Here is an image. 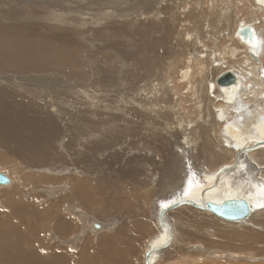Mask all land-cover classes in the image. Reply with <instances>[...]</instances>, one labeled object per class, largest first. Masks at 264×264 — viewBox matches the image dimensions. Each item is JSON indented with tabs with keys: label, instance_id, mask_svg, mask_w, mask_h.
<instances>
[{
	"label": "bare ground",
	"instance_id": "1",
	"mask_svg": "<svg viewBox=\"0 0 264 264\" xmlns=\"http://www.w3.org/2000/svg\"><path fill=\"white\" fill-rule=\"evenodd\" d=\"M84 1L87 3L86 0ZM94 1L93 4H95ZM152 1L157 3L159 0ZM189 1L194 3L193 5L195 8L192 7L193 12L199 10L200 13L206 11L207 4V8H213L214 5L211 3H215V0ZM46 2H49V5H45L44 3ZM242 2L253 4L259 11V14H264V0H242ZM242 2L239 3L237 1L238 9H241L240 6L243 5ZM77 3L75 0H0V168L2 169V166L8 168V165L11 163L10 158H17L19 161L18 168L20 170L19 179L22 184H30L35 187V204L29 200L22 201L21 198H17V201L14 202L9 198L6 200V211L0 212V264H135L136 261L132 262L131 254L128 255L124 245L130 247L131 244L135 249L142 244V234H145L150 228V221L148 222L146 217L148 210H150L149 207H152L153 213H155L159 233L155 234L156 238L152 239L150 246L148 244L143 262L147 264V254L150 253L149 262L154 264L158 252L166 249L176 240L175 230L170 222L169 213L171 214L173 211H178L186 207L205 211L215 216L210 211L204 210L205 203H221L230 198H246L250 203L252 212L250 217L237 222L223 220L227 223L241 226L235 227L233 230L222 232L223 235H225L226 238L232 239H247L248 235H251V239L256 235H258L257 238H262L261 234L263 233H255L254 229L258 230L259 226H262V229L264 228V176L260 175L264 170V161L258 163L259 168L256 167L257 163L253 161L256 160V154L264 153V24L262 22L264 17L259 18L252 14L251 20H243V23L238 25L233 31V35L230 36V38H233V41L237 42H233L228 48H225L226 55L232 54L234 56L236 53H243L245 56L243 62L239 65V67L243 68L240 72L241 76L237 73L238 71L236 72V70L233 69H228L220 73V75H222L227 71H232L236 75L237 83L231 86L220 87L217 84V80L220 77L219 72H217L219 76H216L212 83L208 85V91H205L209 100L211 98L213 101L221 104V106H218L220 108L216 110L217 112L215 115V120L218 123L217 125L221 126L218 134L220 142L215 148V150L217 149L216 151L207 154L209 161L205 159L206 164L208 162L211 166L213 165L212 167L209 166L211 169L201 168L197 166L198 164L193 165V158H190L186 166L182 165L180 162V170L178 172L176 170L174 173L171 171L173 174L170 172L171 174H169L168 179L166 177L162 178L158 174L146 178L142 171L144 168L136 166V162H138L137 157L140 154L152 152L156 149V146L151 144L152 142L147 140L143 133L152 136L155 135L158 130L169 132L171 131L169 128L173 130V127H171L172 123L169 121L168 122L171 124L170 126L168 124L169 128L166 127V125L163 127V124L161 125L160 123L151 130L148 126L149 124L146 125L145 121L148 123L149 119L152 120L151 116L156 113L154 112L156 108L154 106L155 104L153 105L152 102L148 101L147 103L140 104L133 100V103L137 104L135 105L137 117H139V119L143 118L144 122L140 121L141 123L134 126L131 132H138L140 141L143 145L142 147L125 148L127 146L124 140L111 152L102 150L101 148H104V145L97 147L79 144V147H76L73 144L76 139L72 138L67 133L69 129L68 125H71L72 121L76 119L77 116L79 119V114L84 113L83 110H87L86 106L85 109L82 108L80 97H84L85 100L87 99L85 95L87 97L88 95L87 92L84 91L85 89L83 86L85 85L84 79L88 77L87 80H90V77L87 75V72L82 71L76 64L77 58L81 57L83 54L85 55L88 51L90 53L89 56H92V50H89V46L95 38L94 32H99L94 31L92 28V25L95 26L96 23L95 17L89 18V20L86 17L89 15L85 13L87 10H83L82 2L77 0ZM160 4L161 3H157L156 5L160 7ZM186 5L188 6L189 2ZM190 6H188V8ZM209 11L210 10H208V12ZM66 12L70 13L68 18L65 17ZM254 13L257 14V12ZM148 14V18L151 20L153 18L150 16V14L153 15L152 11L150 10ZM153 16L157 17V12ZM238 17L239 16H233V20L235 21V18ZM229 18L232 17L229 16ZM258 20V25L260 24V26L255 30V28L250 25L256 26L254 22ZM150 22L152 23L153 21ZM166 24L167 23L163 21L160 25L152 23L150 26H153L157 31L156 33L159 34L162 31V27ZM85 27L90 28V30H85ZM242 29H250L252 31V37L245 40L239 33ZM193 35L194 33L190 32L189 38H192ZM199 35H201V33ZM167 36L170 37L171 32L170 35ZM228 41L230 42V40ZM166 43L163 45H167ZM195 46L197 47V45ZM193 48L192 46V49ZM189 49L191 48L189 47ZM201 51L204 52L203 49ZM198 52L195 54H198ZM205 53L206 52H204V54ZM150 55V53L142 55L140 59L145 63L146 61L148 62L149 67L147 66V68H149L150 73L154 74L155 65L149 61L148 56ZM192 58H194V56ZM160 59L158 58L159 61ZM164 60L162 58V61ZM194 60L196 62L197 59L194 58ZM227 60L229 61L230 59ZM212 61L217 67L221 66L222 68L223 63H221L220 56H213ZM113 62L115 63V61ZM226 64L228 63L226 62ZM234 66L238 65L235 64ZM184 68L185 67L181 69ZM43 70H49L53 75L42 74ZM206 73H204V75H206ZM207 74L210 76L209 73ZM187 75L189 74L184 73L182 77L184 78ZM35 76H37L38 79H35ZM209 76L207 77L209 78ZM208 78H206V80ZM163 80L161 79V81ZM203 80L201 79V82ZM159 82L160 81H158V83ZM132 87L134 88V86ZM201 87L203 88V86ZM217 87L220 90H217ZM164 88L166 89V87ZM185 89L187 90V88ZM35 91H44L47 93V96L35 97ZM163 92L164 95L165 93L168 94L167 91ZM191 92H193V90ZM184 95L182 96L184 97ZM127 99L129 102V98ZM198 100L200 99L198 98ZM68 101L76 104V108H73L72 105L73 109L69 108V105H67L68 103L66 104ZM202 101L205 102V100ZM174 103L176 102H173V104ZM198 103L199 101L195 102L197 113L205 114L203 109L206 108L207 104L203 105L205 106L203 108ZM49 106H51V109L47 108ZM93 106L96 105L93 104L91 107L93 108ZM174 106L179 108L176 105ZM97 109L98 108H96V111ZM119 110L116 113L119 114L122 111ZM88 111L89 113L93 112L91 115L95 117L92 121L93 126L94 124L98 125L97 118L101 116V111L100 113L99 111L96 112L89 109ZM125 111L129 112L127 110H124V112ZM203 111L204 113H202ZM157 112H159L158 109ZM167 113L169 115H175V111H167ZM128 116L129 115H127V117ZM157 116L163 117L164 115L158 114ZM116 119H118V117L113 116V120ZM151 122L152 124L154 123L153 121ZM193 122H195V120ZM71 126H75L74 128L77 127L76 124H72ZM109 126L116 127L115 124H109ZM116 128L118 134L115 138L120 140L125 127H122L124 128L123 130H121V127ZM193 128L194 127H192V129ZM88 130L89 132L99 131L101 128H92L89 126ZM174 131L178 134L177 130ZM169 132L168 140H170ZM193 133L191 134L193 135ZM180 134H182V132L179 133V135ZM182 135L183 137L181 138H184V140L188 139V143L191 144V136L188 134V131ZM112 136V132L110 131L106 132L104 135L106 139H111ZM175 139L177 140V135H175L174 140ZM171 141L170 145H172ZM204 141L206 143L211 142V137L204 139ZM200 142L203 143V140H200ZM183 143L187 144L184 141H181L180 144L182 145ZM222 147L227 148V155H232V161L218 167L215 159H220L224 162V158H218L215 154L218 153V150ZM157 150L161 153L160 149ZM174 151H177V149ZM193 151H195V148ZM54 152L57 153L55 156L53 155ZM188 153L190 152H187V156L189 157ZM177 154L181 155L180 158H177L181 161L188 158L183 156L185 153L178 152ZM196 157H198L197 154ZM169 158L171 157L169 156ZM176 162L179 163L178 161ZM29 169L35 170V176L22 175ZM39 171H48L54 175L45 176L39 173ZM4 174L8 176L11 184L8 186L0 184V189L7 190L14 186V182L11 174ZM150 179H154L150 186L156 187L159 185L157 192L153 191L147 184V181ZM59 181H61V184L59 186L54 185L49 191L50 193L63 195L60 198L48 201L47 204L52 207L49 210H44L42 206L37 203L41 195L36 190V187H46L52 183H58ZM110 182L114 184L113 195L105 202L106 207L107 205L112 207L114 211L113 214L117 215L120 221L132 219L134 222L131 223L129 227H121L119 231L114 234H105L95 240L93 236L85 233L86 225L89 230L92 229L88 224L98 232L103 230L104 226L97 221L106 218V209H104V202L101 199V194L107 193V188L102 190L101 188H109ZM151 191H153L152 195ZM9 192L14 193L15 191L12 190ZM121 193L127 195V198H124ZM183 194L187 195V198L177 200L178 197ZM17 196H19V194H17ZM142 197H147L148 201L151 198L152 201H146V203H144ZM0 200L2 201L4 199L0 198ZM179 204L180 206L178 207ZM172 205H176L177 207L163 214L161 220V211L165 207ZM65 206L68 207L63 210L59 209ZM190 213H187V215ZM76 216L79 218H76ZM81 219H84L88 224L83 225ZM113 221V219L110 220V222ZM252 221H254L253 226L249 224L252 223ZM194 222L196 225V221ZM241 222L244 223L242 224ZM15 223H19L22 227L15 226ZM117 224L116 222L115 225L117 226ZM115 225L113 223L112 226L115 227ZM47 230L48 235H44ZM250 230L251 232H248ZM191 234L192 233H190V235ZM257 238L253 240H258ZM69 239L73 240L68 242ZM71 243L77 245L79 258H74L68 253L67 248Z\"/></svg>",
	"mask_w": 264,
	"mask_h": 264
},
{
	"label": "rangeland",
	"instance_id": "2",
	"mask_svg": "<svg viewBox=\"0 0 264 264\" xmlns=\"http://www.w3.org/2000/svg\"><path fill=\"white\" fill-rule=\"evenodd\" d=\"M75 1L77 3V0ZM80 1L82 2L83 10H87L85 11V13L89 15L86 17L88 19L95 17V22H96L95 26L92 25L93 27L92 26L91 27L93 28L94 31H99V32L98 33L94 32L95 38L93 39V42L89 46L90 48L89 50H92L91 52L92 56L90 57L89 51L86 50L88 52L85 53V55L83 54L81 57H78L77 62H76V64L82 69V71L87 72V75L90 77L89 78L90 80H87L88 77L84 79L85 85L83 86V88L85 89L84 91L87 92L88 97L85 95L87 99L85 100L84 97H80V104H82V108L85 109V106H86L87 110L86 111L83 110L84 113L79 114L81 116V117L79 116V119L77 116V118L75 117L76 119L72 121V124L77 125L76 128H74L75 126H71L72 124L68 125L69 129L67 130V133L72 138L76 139V141H74L73 144L76 147H79L78 146L79 144L81 145L86 144V146H97V147H99L100 145H104V148H101V149L104 151H110V152L113 149L117 148V146L123 140L126 142L127 147L125 148H128V147L135 148L139 146L142 147L143 145L140 141L138 132H131V130L132 128H134V126L139 125L141 122H144L143 118L139 119V117H137L138 116L137 109L135 108V105H137L136 103L141 104V103H147L149 101V102H152L153 105L155 104L154 106L156 108L154 109V112L156 113H154L153 116H151L152 120L149 119L148 123L147 121H145L146 125L149 124L148 125L149 128L153 130L160 123L161 125L163 124L162 125L163 127H165L166 125V127L168 128L171 125L170 123H172L171 127H173V130L172 128H169L171 129L170 131L171 133L165 130H158L156 134L152 136L149 134L140 132V133H143L144 137L147 140L152 142L151 144L156 146V149L153 150L152 152L149 150L150 151L149 153L147 152L144 154H140L137 157L138 162H136V166H141L144 168V170H142L144 173V176L147 178V177H153L154 175L158 174L162 178L166 177L168 179L169 174L172 173L171 171H173L174 173V171L176 172L177 170L178 172L180 170V162L182 163V165L186 166L187 165L186 163L190 161L189 160L190 158L194 159V160L192 159L193 165L198 164L197 166L201 168L211 169L210 167H212L213 165L211 166V164H209L208 162L206 164V160H208L207 154H209L210 152L216 151L217 149L215 150V148L217 144L220 142L218 134H219V131H220L219 129L221 128V126L217 125L218 123L215 120V115L217 112L216 110L220 108L218 106H221V104L213 101L211 98L210 100L209 98H207L208 95L206 92L208 91L207 89L208 85H210L212 81L216 78V76L218 77L221 72L226 71L228 69L236 70V72L238 71L237 73L241 76L240 72L242 71L243 68L239 67V65H241V63L244 60L243 58L245 56L243 55V53H236L234 54V56L232 54L226 55L225 48H228L229 45L232 44L233 42H237V41H233L232 40L233 38H230V36L233 35V31L235 30V28L241 23H243V20H251L252 14H254L255 16L259 18L261 17L263 18L264 14L263 13L259 14V11L254 7L253 4L242 2V0H215V3H211L212 5H214L213 8H207L208 4L206 3L207 4L206 11L201 12V13L199 10H196L193 12L192 7L195 8L193 5L194 3H192V1L190 2L189 0H187L189 2L188 6L191 5L189 8L186 5L188 4V2L185 0H159L157 1V3H161L160 7L157 6L156 5L157 3L152 0H104V1L103 0H97V1L86 0L89 5L85 3L84 0H80ZM93 1L95 2V4H93ZM237 1L239 3L242 2L243 5L240 6L241 9H238ZM232 3H233V7H232ZM44 4L49 5V2H46ZM150 10L152 11L153 15L156 14V12L158 15L156 17L150 14V16L153 17L151 20H149L148 18L149 16L148 13L150 12ZM208 10H210L209 11L210 13L208 12ZM254 12H257V14H255ZM65 14H66L65 16L66 18L70 16L69 12H66ZM229 16H231L232 18H229ZM233 16H239V17L235 18V21H234ZM150 21H153L152 23H154L155 25H160L161 23H163V21H165L167 24L163 26L162 31L159 34H157L156 29L153 26H150L152 24ZM262 22L264 24V20ZM141 23L142 24L144 23V24L142 25ZM258 23H259V20L254 22V24L257 27L254 25H250V26L254 27L255 30H257L258 26H260V24L258 25ZM169 28L171 32L170 37L167 36V35H170ZM85 30H90V28L85 27ZM190 32L194 33L192 38H189ZM199 32L201 33V35H199L200 34ZM228 40H230V42ZM164 43H166L167 45H163ZM192 43L197 45V47L193 45ZM191 45L195 48V49L193 48L194 50L192 49ZM189 47L192 50L189 49ZM214 47L216 50L214 49ZM206 48L211 53H209L206 50ZM202 49L204 50V52H206L205 53L206 55L204 54V52L201 51ZM161 50H162V55L164 53L163 56L161 55ZM175 51L177 54L175 53ZM197 52L198 54H195ZM149 53L151 55L148 56V59L151 63H154L155 65L154 74L149 72V68H147V66L149 67L148 62L146 61L147 63L146 64L144 61L140 59L142 55H146ZM208 55L211 57H209ZM191 56L192 57L194 56V58L197 59L196 62L194 58H192ZM197 56L198 58L200 57L199 58L200 60L197 58ZM213 56L215 57L220 56L221 63H223L222 68L221 66L217 67V65L214 64V62L212 61ZM158 58L159 59L161 58L160 61L158 60ZM162 58L163 60L165 58L164 60L165 62L162 61ZM188 59H191V60H188ZM227 59H230V60L228 61ZM113 61H115V63ZM226 62L228 64H226ZM235 64L238 66H234ZM182 66L185 68L181 69L183 68ZM206 72L209 73L210 76ZM217 72H219V75ZM176 73L177 74L180 73V74L177 75ZM184 73L185 74L188 73L189 75L183 78L182 74ZM204 73H206V75H204ZM42 74L53 75L52 73L49 72V70H43ZM207 76H209V78ZM162 77H165V78H162ZM206 78L210 80L208 79L206 80ZM35 79H38V77L35 76ZM147 79L152 82H149ZM161 79L162 80L164 79V80L161 81ZM201 79L202 80L204 79L202 81L203 85H202ZM114 81H115V84H114ZM139 81H141L142 83ZM158 81L160 82L158 83ZM204 81H206L207 83ZM204 83L206 84V87ZM132 86H134V88ZM201 86H203V88ZM164 87H166V89ZM185 88H187V90ZM196 89L197 90L199 89L198 90L199 92ZM192 90L193 92H191ZM217 90H220V89L218 88ZM163 91L165 92L167 91L168 94L165 93L164 95ZM182 95H184V97ZM38 96L45 97L47 96V93H45L44 91H35V97H38ZM127 98H129V102ZM198 98L200 100H198ZM133 100L136 103H133L134 102ZM202 100H205V102L207 100V102L205 103ZM172 101L176 103L173 104ZM196 101H199L198 104H200L203 108L205 107L203 105L207 104L206 108L203 109L205 111V114L197 113L196 105H195ZM66 104L69 105V108L71 109L76 108L77 106L76 104L71 103L69 101L66 102ZM93 104L96 106H93L92 108L91 106ZM71 105L73 106V108ZM174 105H176L179 108H176ZM89 107H91L92 109ZM117 107H118V110L120 109L119 111L121 110L123 111V112L122 111L120 112L121 116H120V113L119 114L116 113L118 112ZM47 108L51 109V106ZM96 108L99 109V110L97 109L99 113L101 111V116L97 118L98 125L94 124L93 126L92 121L95 117L91 115L93 114V112L89 113L88 109L92 111H96ZM107 109L113 112L111 113ZM157 109L159 112H157ZM124 110H127L129 112L125 111L126 112L125 113ZM167 111L168 112L175 111L174 113L175 115H169ZM204 111L202 113H204ZM113 113H116L119 116ZM158 114H163L164 116L163 117L161 116L162 117L161 118L157 116ZM127 115L129 116L127 117ZM113 116L118 117V119L113 120ZM122 117L124 118V120ZM176 118L179 119L180 121L177 120ZM193 119L195 120V122H193L194 121ZM134 120H136L137 122ZM151 121H153L154 123L152 124ZM109 124H115L116 127L118 128L121 127V130L124 129L122 127H125V130H123V134L121 135L122 137L120 138V140H118V138H115V136H117L118 134L117 128L110 127ZM173 124H176V125H173ZM89 126L92 128H101V130L89 132L88 130ZM192 127L194 128L192 129ZM174 130H177L178 134H176V131ZM180 130L182 134L187 133L188 131V134H190L191 136L190 138L191 139L190 141H192L191 144L188 143V139L184 140V138H181L183 137V135L182 134L179 135V133H181ZM108 131L112 132L113 136L111 139H106L104 137L105 133ZM168 132L170 135V138H169L170 140L167 139ZM172 132L174 133V136ZM190 132L191 133L194 132L193 133L194 136ZM175 135H177L178 141L176 139L174 140ZM210 137H211V142L206 143L204 139L210 138ZM200 140L201 141L203 140V143L200 142ZM170 141L172 145H170ZM181 141L182 142L184 141L187 144L183 143L181 145L180 144ZM177 142H178V145H177ZM148 146H151V145H148ZM162 146L163 147L165 146L164 147L165 149ZM190 148H191V151H190ZM194 148L196 152L193 151ZM157 149H160L161 153L158 152ZM169 149H170V152H169ZM173 149L174 150L177 149V151H174ZM178 152H182L183 154L185 153L183 155L185 157H188L187 152H190L188 153L189 157L181 161L177 159V158H180L181 156L180 154L179 155L177 154ZM193 152H195L198 157H196V154ZM227 152H228L227 148L222 147L218 150L219 154L218 153L215 154V156H217L218 158L220 157L222 159L224 158L223 159L224 162H222L220 159H215L218 164V167L224 163H229L232 161V155H227ZM56 154H57L56 152L53 153L54 156ZM169 156L171 158H169ZM227 158H230V159H227ZM255 158L256 160L254 161L251 160V161H253L254 163H257L256 167L259 168L258 163H260L261 161H264L263 159L264 153L256 154ZM226 159L228 162L226 161ZM10 160H11V163L8 165V168H4L2 166V169L0 168V172L11 174L13 177L12 179L14 182V186L7 190L0 189V198L4 199L2 201L0 200V212L6 211L5 209L6 200L9 198L12 199L14 202L17 201V198H21L22 201L29 200L35 204V187H33L30 184L28 185L22 184L21 180L19 179V176H20V170L18 168L19 161L15 157H11ZM169 160L170 161L172 160V161L170 162ZM176 161H178L179 163H177ZM204 163L206 164V166ZM39 173H42L45 176L54 175L53 173H50L48 171L47 172L39 171ZM22 175L35 176V170L29 169L25 171V173ZM260 175L264 176V170H263V173H260ZM153 180L154 179L148 180L147 184L149 186L152 185ZM60 184H61V181H59L58 183H52L46 187H36V190L41 195V198L37 201V203L38 205L42 206L44 210H49L52 207L51 205L47 204L48 201L52 199L60 198L63 195V194H57V193H50L49 191L50 189H52L54 185L59 186ZM150 187L153 189V191L157 192L159 185L156 187L154 186H150ZM104 188H107V193L101 194V199L104 202L103 203L104 209H106V213H105L106 218H103L97 221L98 223H101L104 226L103 230L98 232L94 230L90 224L86 223L84 219H81V223L83 225L88 224V226L92 229V230H89L86 225L85 233L87 235L93 236L95 240H97L99 237L105 234H114L115 232L119 231L121 227L123 228L129 227V225L134 222L132 219L120 221V219H118L119 217L113 214L114 212L113 208L108 205L106 207L105 202L108 201L110 197L113 195V188H114L113 182H110L109 188L102 187L101 190ZM12 190H14L15 192L10 193L9 191H12ZM153 191H151V195ZM17 194H19V196H17ZM122 195L124 198H127V195L125 194H122ZM182 198H187V195L185 194L180 195L177 200L182 199ZM142 199L144 203L148 201L147 197H142ZM150 201H152L151 198L148 202ZM67 207L68 206L60 207L59 209L63 210V209H66ZM185 208L186 207H183L179 209L178 211H173L171 212V214L169 213L170 222L172 224L173 229L175 230L174 232L176 235V240L169 247L158 252V254L156 255V261L154 264H264V248H263L264 247V232H263L264 228L262 229L261 228L262 226H259L258 230L254 229L255 233H259V232H260L259 234L263 233L261 234L262 238L260 239L257 238L258 235L254 236L252 239H251V235H248L247 237L248 240L245 238L244 239H232L228 237L226 238L222 232L233 230V228L239 226L238 224L227 223L223 221L222 219H219L218 217H215L212 214H209L205 211L196 210L192 208L191 209L190 208L185 209ZM149 209L151 211L148 210L146 217H147V221L148 222L150 221L149 222L150 228L147 230L145 234H142V244H140V246L135 249H134V246H132L131 244H130V247L127 245H124L125 249H127L128 255L131 254L132 262L136 261L135 264H144L143 257L145 254V250L148 244L150 246V242L152 241V239L156 238L155 234L159 233L158 226L156 224L155 213H153V208L149 207ZM192 210L193 211L196 210V211L193 212ZM187 213H190V214L187 215ZM76 218H79V217L76 216ZM111 219H113L114 221L110 222ZM194 221H196V225L194 224L195 223ZM116 222L118 223L117 226L115 225ZM113 223L115 227L112 226ZM241 223L243 224L244 222H241ZM193 224H194V227H193ZM249 224L253 226L254 221H252V223H249ZM15 226L22 227V225H20L19 223H15ZM48 230L44 233V235H48ZM248 232H251V230ZM190 233L192 234L190 235ZM256 238L258 240H253ZM72 240L73 239H69L68 242H71ZM67 250L70 256H73L74 258H79V251L75 243H71L70 246H68ZM252 256H255V257H252Z\"/></svg>",
	"mask_w": 264,
	"mask_h": 264
},
{
	"label": "water",
	"instance_id": "3",
	"mask_svg": "<svg viewBox=\"0 0 264 264\" xmlns=\"http://www.w3.org/2000/svg\"><path fill=\"white\" fill-rule=\"evenodd\" d=\"M239 33L244 37L245 40L250 39L252 36V31L250 29H242ZM237 83L236 75L232 71H227L220 75L217 80V84L220 87L233 85ZM0 184L4 186H8L11 184L10 179L4 173H0ZM197 204V203H196ZM180 204L178 205V207ZM177 206H167L165 207L160 214L161 220L162 215L165 214L167 211L175 209ZM208 210L213 213L216 217L225 220V221H240L243 219H247L251 215V206L249 201L246 198H230L221 203H205L204 210ZM149 255L147 254V264H151L149 262Z\"/></svg>",
	"mask_w": 264,
	"mask_h": 264
}]
</instances>
